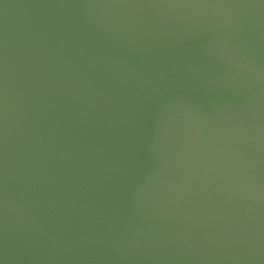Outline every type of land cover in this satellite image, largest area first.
Instances as JSON below:
<instances>
[{
  "label": "water",
  "instance_id": "obj_1",
  "mask_svg": "<svg viewBox=\"0 0 264 264\" xmlns=\"http://www.w3.org/2000/svg\"><path fill=\"white\" fill-rule=\"evenodd\" d=\"M0 264H264V0H0Z\"/></svg>",
  "mask_w": 264,
  "mask_h": 264
}]
</instances>
